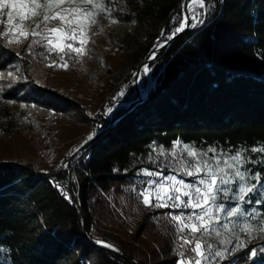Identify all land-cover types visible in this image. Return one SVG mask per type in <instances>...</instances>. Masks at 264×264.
I'll return each instance as SVG.
<instances>
[{"label":"trees","instance_id":"16d2710c","mask_svg":"<svg viewBox=\"0 0 264 264\" xmlns=\"http://www.w3.org/2000/svg\"><path fill=\"white\" fill-rule=\"evenodd\" d=\"M183 1L96 0L119 20L93 8V34L66 68L43 63L55 53L33 57L31 36L12 45L4 37L0 69L21 72L0 92V264H126L97 240L131 264H177L182 234L167 215L177 211L145 206L137 195L143 169L169 172L160 150L176 141L201 152L246 150L249 172L264 174V155L250 151L264 147V0H207L204 23L148 62L152 86L116 106L109 124L108 106L123 85L124 100L136 97L135 72L178 25ZM26 108L53 110L55 131L42 136L39 117ZM69 163L80 208L65 198ZM243 207L264 213V205ZM244 243L213 264H264V234Z\"/></svg>","mask_w":264,"mask_h":264},{"label":"snow or ice","instance_id":"6c2138e0","mask_svg":"<svg viewBox=\"0 0 264 264\" xmlns=\"http://www.w3.org/2000/svg\"><path fill=\"white\" fill-rule=\"evenodd\" d=\"M28 2L29 0H0V14L7 10V25L10 26V29L15 30L17 37L24 39H28L29 33H26L22 27H17L14 14H18L20 19L23 20L27 15ZM195 2L198 3L200 11L194 14L189 9L188 15L172 30V35L183 31L186 27L195 28L198 24L204 23V20L200 17L204 15L202 10L206 7L207 0H195ZM31 3L35 8L41 9L37 19L43 22H69L67 28L71 35L66 38L70 42L59 43L58 41L65 39L64 33L60 28L52 27L50 32L54 35L44 37V39H47V45L40 39L30 40L27 50L33 57L43 59H48L50 55L55 53L59 55L60 60L64 61L62 65L56 66L65 68L68 66L69 61L75 63L83 54L82 49L86 43L84 36L87 25L85 22L94 23L91 13L81 8L80 5H92L101 15H109L113 23L119 20L117 13H105L104 7L96 3V0H42V3L38 0H31ZM66 4L68 7L63 8L62 6ZM111 4L112 0H105L106 6H111ZM56 9H61V11L57 12ZM33 15H36V13H33ZM189 20L192 22L189 23ZM35 27H39V24H35ZM73 27L78 30L73 31ZM9 35H11V32L0 33V48L6 47V44L12 45L21 42L19 38H12L7 39L5 44L4 37ZM31 35L38 36L40 34L33 30ZM78 36L80 39L77 44ZM171 38V35L166 36V39ZM33 45L37 47H33ZM16 55L19 57L20 53H16ZM153 58L154 56L149 57V59ZM149 70V67L145 66L144 71L147 73ZM20 72V68L15 65L7 66L6 74L4 69H0V92L7 90L2 87L3 82L8 81L7 86L11 87L12 83L19 79ZM8 103H12V101H8ZM22 107L24 106L22 105ZM108 111L111 112L112 109L109 108ZM88 139L91 140L92 137L89 136ZM179 144L180 141L175 142V145L178 146ZM183 148L187 157L196 158L195 160H189L187 165L182 166L184 168L183 176L189 177L190 180L186 182L183 176L180 179H177L174 175L163 176V181L170 182L169 188L160 180L151 179V177L162 176V173L145 169L141 175L150 178L142 182L146 186L137 193L138 197L142 198V203L145 206L157 209L172 208L178 210L175 215L171 211L167 215L171 218L170 223L181 222L184 225L183 228L180 224L175 225L174 230L179 233H182L188 227V222L194 221L191 224V232L196 233L202 230L204 236L212 237L215 234L218 237L222 232L235 231V226L230 228V224L241 218L256 221L255 226L264 231V213L259 212L255 207L250 209L249 207H243V205L251 206L253 204L264 205V174L249 172L247 167L248 158L245 155L246 150L237 149L234 152L225 153L221 151L218 153L216 148H210L201 152L187 144L183 145ZM250 151L264 155V147L252 148ZM208 152L213 153V156L209 159L213 160L214 163H209L208 160L204 159ZM261 163H264V160ZM153 191H155L154 202L150 200V193ZM65 198L71 199V196L65 192ZM197 225H200L199 229ZM242 230L251 231V227L245 224ZM200 240L201 237H195L192 241L195 247L186 248L185 252H181L179 255L187 258L195 253L196 256H200L202 259L194 258L192 264H203L204 261L213 264L214 261L219 262L226 255H231L236 248L245 247L244 242L232 243L228 241L230 247L224 246V242H221L214 250L213 242L202 244ZM96 243L118 251V249H114V246L103 241L97 240ZM183 243L189 245L190 241L184 238ZM202 248L207 249L208 252L204 253ZM221 248L223 250H220ZM259 251H264V249ZM257 254L258 250L256 249L250 251L251 257H255ZM178 264H183V261L178 260Z\"/></svg>","mask_w":264,"mask_h":264},{"label":"rangeland","instance_id":"374dc122","mask_svg":"<svg viewBox=\"0 0 264 264\" xmlns=\"http://www.w3.org/2000/svg\"><path fill=\"white\" fill-rule=\"evenodd\" d=\"M38 2L42 3V0H38ZM63 8H67L68 5H64L62 6ZM81 8L85 9L88 13H91L92 15V19L95 20L96 16L94 13V9L91 5L88 6H84V5H80ZM194 7V8H193ZM191 7L190 9L192 10V12L195 14L197 11H200L199 9V5H195ZM205 9V8H204ZM204 9L202 10L204 13ZM40 11L41 9H37L35 8L32 3L31 0H29L28 5L26 7V13L27 15L25 16V18L23 20L20 19L18 14H14V18H15V22L17 24L18 28H23V30L26 33H29V36H31V38H34V40L36 39H40L43 42L47 43V39H44V37H52L54 34L50 32V28L52 27H58L61 29V31H63L65 39L58 41L59 43H68L70 41H68L66 38L71 35V33L68 31L67 28V24L69 22H60V21H52V22H43L39 19H37V17L40 15ZM57 12H60L61 9H56ZM7 10H5V12L3 14H0V24L3 25L4 28V32H11V35L8 36V39H12V38H19L21 40L20 43H23L24 41H26V39L24 38H20L16 36L15 30L10 29V26L7 25ZM33 13H36V15H33ZM184 14L181 8V18L180 21L182 20ZM202 18V17H200ZM74 19V18H73ZM179 21V22H180ZM192 21L189 20V23H191ZM87 27L85 29V41L87 42L88 36L90 34H93V30L91 28V22L86 21L85 22ZM35 24H39V27H35ZM179 24V23H178ZM178 25H176L174 28H176ZM173 28V29H174ZM172 29V30H173ZM35 31L37 33H39L40 35L38 36H32L31 32ZM78 29H76L75 27H73V31H76ZM95 33V32H94ZM171 33V32H170ZM80 37H77L76 43L78 44ZM47 45V44H46ZM75 46V45H74ZM84 47V46H83ZM45 65L47 66H56V65H62L64 63V61L60 60L59 55H57L56 59L53 61H49V62H43ZM147 65H143L140 71V75H139V79H140V83H141V87H142V91H143V96L146 95L147 90L152 86L153 84V78L150 74V70L146 73L144 71V68ZM63 75H67L66 73H63ZM58 76L61 75H57L55 78L56 79H60ZM64 80H62L63 82H65L66 77L63 76L62 77ZM134 80L133 79V88H134ZM118 96L120 97L117 102L119 101H127L124 100L123 97L129 94V89L126 87V85H123L121 87V89L118 91ZM109 107V106H108ZM29 109L32 114L36 115L39 117L40 121H41V127H40V131L42 136L47 137L48 134L52 133L55 131V124L57 122V116L56 114L53 112V110L50 109H43V108H26ZM108 109V108H107ZM183 145L185 144H179L177 145H173L172 148L170 149H162L160 150V153L163 155L162 157L164 158V160L166 161L167 164H169V172L168 173H164V172H160L162 173V176L160 177H151V179H157L160 180L162 183H164L167 187L170 188V182L167 181H163V176H168V175H174L177 177V179H180L181 176H183V172H184V168L182 167L183 165H187L189 163V160H195L196 158H189L185 155V150L183 148ZM204 159L208 160L209 163H214L213 160L209 159L207 156L204 157ZM145 169H143L141 171V173L144 171ZM148 170V169H147ZM148 171H152V170H148ZM152 172H157V171H152ZM150 177H147L145 175H141L140 176V180L141 181H145L147 179H149ZM183 178L185 179V181H189L190 178L187 176H183ZM146 186V185H145ZM150 200L151 201H155L152 199L151 193H150ZM181 226V228L184 227L183 224H181V222H178ZM247 224L251 227V231H243L242 229L244 228V225ZM256 221L251 220V219H245V218H241L237 221H234L233 224H230V228L235 226V231H229L227 233L222 232L220 236H215V234H213L212 237H207L202 235V230L197 231L196 233L191 232V223L188 222V227L181 233V237L180 241H177L176 246L178 249V254L181 252H185L186 248H194L195 244L192 243L193 239L195 237H201L200 242L203 244L205 242H213L214 243V250L216 249L217 245H219L221 242H224V246L226 247H230L231 245L228 244V241H231L232 243H237V242H244V238L247 236H252V235H256L257 232H261L262 234H264V231H262L260 228L256 227ZM198 229L200 228V225L197 226ZM184 238H187L190 241L189 245H184L183 240ZM220 250H223L222 248ZM238 250V248L235 249V251ZM202 251L204 253H207L208 250L207 249H203ZM235 251L231 254V255H226L223 259L225 258H232V256L234 255ZM202 259V257L200 256H196L195 253H193L191 256H188L187 258L185 257H181L179 255V260L183 261V264H192V260L193 259ZM215 262V261H214ZM178 264V261H177ZM203 264H208L207 261H204Z\"/></svg>","mask_w":264,"mask_h":264},{"label":"water","instance_id":"95a60500","mask_svg":"<svg viewBox=\"0 0 264 264\" xmlns=\"http://www.w3.org/2000/svg\"><path fill=\"white\" fill-rule=\"evenodd\" d=\"M189 1H191V0H184L183 2H182V11H183V14H186V15H188V11H187V4H188V2ZM189 22V21H188ZM188 29V27H186L183 31H185V30H187ZM183 31H181V32H179V33H177V34H175V35H172V31H171V33L169 34V35H171L172 36V38L171 39H166V40H164L163 42H161L159 45H157V47L152 51V53L151 54H149L145 59H144V61L142 62V64L140 65V67L136 70V72H135V80H134V90H135V92H136V97L134 98V99H132V100H128V101H119V102H114V103H112L109 107H108V109L109 108H111L112 110L116 107V106H120V105H131L132 103H134L135 101H137V100H140V99H142L144 96H143V91H142V87H141V90L138 88V85H137V83H138V79H139V75H140V71H141V68H142V66L143 65H147L148 64V62L151 60V59H149V57H152V56H154V58L157 56V55H159V54H161L171 43H172V41L180 34V33H182ZM168 35V36H169ZM108 109L106 110V115H107V117H108V119H109V124L111 123V118H110V113L111 112H109L108 111ZM103 133V131L100 133V134H98L97 136H95L91 141H89L87 144H85L83 147H82V149L81 150H83V149H86L94 140H96L101 134ZM67 172H68V186H69V190H70V195H71V198H72V200H73V202L75 203V205L78 207V208H80V206H79V204L77 203V201H76V198H75V195H74V193H73V190H72V182H71V163H69V165H68V167H67ZM83 220V219H82ZM85 231V230H84ZM98 246L99 247H101V248H103V249H105V250H108V251H110V252H112V253H114V254H116V255H118L120 258H122L124 261H125V263L126 264H131V262H130V260L126 257V256H124V255H122L120 252H118V251H115V250H113V249H110V248H107V247H104L103 245H101V244H98Z\"/></svg>","mask_w":264,"mask_h":264},{"label":"bare ground","instance_id":"6f19581e","mask_svg":"<svg viewBox=\"0 0 264 264\" xmlns=\"http://www.w3.org/2000/svg\"><path fill=\"white\" fill-rule=\"evenodd\" d=\"M195 5H198V3L197 2H195V0H191V1H189L188 2V4H187V11L191 8V7H193V6H195ZM194 8V7H193ZM187 15L186 14H184V16H183V18H182V20L184 19V17H186ZM181 20V21H182ZM137 85H138V88L141 90V83H140V79H138V83H137Z\"/></svg>","mask_w":264,"mask_h":264},{"label":"built area","instance_id":"2783aa9c","mask_svg":"<svg viewBox=\"0 0 264 264\" xmlns=\"http://www.w3.org/2000/svg\"><path fill=\"white\" fill-rule=\"evenodd\" d=\"M151 196H152V199L155 200V191L151 192ZM174 210H176V209H174ZM176 211L178 212V210H176ZM190 223L192 224V223H194V221H190ZM197 226H199V225H197Z\"/></svg>","mask_w":264,"mask_h":264}]
</instances>
